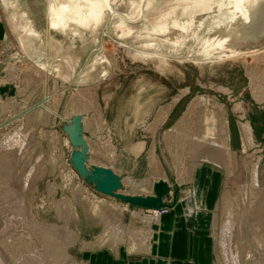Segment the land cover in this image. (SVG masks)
Here are the masks:
<instances>
[{
    "label": "rangeland",
    "instance_id": "rangeland-1",
    "mask_svg": "<svg viewBox=\"0 0 264 264\" xmlns=\"http://www.w3.org/2000/svg\"><path fill=\"white\" fill-rule=\"evenodd\" d=\"M15 1L13 8L0 0V264H86L92 248L147 246L146 231L159 217L144 219L139 208L93 192L68 167L61 127L74 117L82 120L73 114L83 106L91 159L118 171L125 180L121 193L148 195L157 180L169 183L171 191H190L195 170L212 167L222 175L214 225L218 263H229L220 245L229 218L235 264H264V101L254 91L264 88V34L237 25L242 53L216 60L207 29L214 13H196L195 24L201 21L203 30H179L172 38L144 31L185 22L176 5L183 0H149L135 22L140 0H106L116 12L106 17L88 11L93 0H73L83 19L69 26L75 10L52 0L56 10L48 8L49 25L57 19L67 27L51 28L49 35L48 0ZM22 3L31 11L28 18ZM99 19L94 28H84ZM29 20L38 27L37 37ZM120 21L132 30L127 37H120ZM36 63L47 65L48 75ZM12 69L16 74L9 80ZM72 78L78 79L76 87ZM91 84L93 94L84 93ZM63 88L59 97L35 105ZM81 96L89 104L82 106ZM170 106L160 119L159 111Z\"/></svg>",
    "mask_w": 264,
    "mask_h": 264
},
{
    "label": "crops",
    "instance_id": "crops-1",
    "mask_svg": "<svg viewBox=\"0 0 264 264\" xmlns=\"http://www.w3.org/2000/svg\"><path fill=\"white\" fill-rule=\"evenodd\" d=\"M6 38L8 42V37ZM11 46L13 47V44H11ZM11 46L8 43L6 44L7 49H9ZM0 49L3 50V44L1 42ZM16 55H18L17 52ZM34 55L37 56L40 54L37 53ZM53 61L54 63L56 62L55 60ZM54 63L53 65L57 67V65ZM54 72L57 73V71ZM15 74L16 71L12 69L11 74H9L11 75L9 80H12ZM70 83L71 85L74 84L76 87L79 82H77V80H73L72 78ZM94 89V84H91L85 85L82 91L84 93L89 92L93 94ZM60 90V92L53 91L52 95L48 94L47 96L49 100L47 101L45 100L47 96L44 95L41 99L37 100L38 103L35 105H41L42 103H47L51 99L59 97L57 94H60L62 90L65 89L63 88ZM76 91L77 90L75 89V92ZM9 92L13 93V88H9ZM88 99L90 101V98L81 96L80 100L82 106L89 104ZM20 101L21 103L26 104L28 99L24 97L21 98ZM75 111L77 114L74 113L73 115L82 116V120L84 118L83 121L80 120V123L82 132L84 134L83 138H85L87 146L89 147L87 153V157L89 159L88 165L109 169L108 166L92 161L91 159V141L88 137L89 129L86 127V115H88V108L83 106L82 110L80 109L79 111ZM72 122L73 118L71 119L70 123L65 122L61 127L65 135L66 133L64 131V127L68 124H71ZM70 147L71 146L67 145L65 140H63L62 148H65V150L68 149L67 151L71 153L72 147ZM138 154H141V150ZM113 172L119 176L117 171L113 170ZM193 174L194 177L192 178L189 187L190 191H183L180 188L174 191L170 190L168 196L163 198V202L167 205V211L166 213H163L161 216H159V218L149 227L150 230L146 231L149 233L147 246L140 247L134 251L120 245L115 249L104 247L100 249L92 248L86 254V264H219L217 261L216 244L214 238V225L218 204L216 201L219 200L217 198L216 192L219 188L222 175L219 171L212 169V167L199 168L195 170ZM121 181L123 182L122 179ZM122 182L121 185H123ZM82 183L85 182L83 181ZM167 184L169 185V183ZM85 185H87L92 191L96 192L90 185L86 183ZM151 194L152 193L148 195ZM131 195L146 196L139 194ZM129 209H131L130 212L133 211L132 208ZM127 211L128 210L126 208L122 210V212ZM138 213L144 219L149 217L150 214L147 210L140 208Z\"/></svg>",
    "mask_w": 264,
    "mask_h": 264
},
{
    "label": "bare ground",
    "instance_id": "bare-ground-1",
    "mask_svg": "<svg viewBox=\"0 0 264 264\" xmlns=\"http://www.w3.org/2000/svg\"><path fill=\"white\" fill-rule=\"evenodd\" d=\"M63 3L67 6L68 10L73 11L75 10V12L77 11V9L79 8V5L77 3V1H73V0H62ZM88 0H83L81 1L83 4H85ZM149 0H140L141 4H139L136 9V15L135 18H132V20H130L129 18L128 21H138L141 20L142 17V12L144 8H147V2ZM184 2L180 4L179 2H176V5L178 8H181V16L185 17V22H178V21H173L171 24H166L163 28H153V29H147L144 28V31H146V33H148L147 35H150L151 37H162L165 36L166 34H170L171 37H175L176 32L179 34V30H181V32H185V30H188V28L190 30H194V28H200L201 30H203V23L201 21L197 22V25L195 24V19L194 16L196 13H202V14H207V13H214L216 14L215 17H213V21L212 23H210V27L207 28L208 32L211 33L210 36V40H211V44H212V48H213V53L216 55V60H222V59H228V58H232V57H236L238 56L240 53H242V50L236 47V40L238 41V39L235 37V28L237 27V25H249L251 27V30L254 34H264V0H183ZM2 2L6 5L12 6L14 8V5H16V1L15 0H2ZM90 2V1H89ZM188 2V3H187ZM92 4H90L91 6L88 8V11L90 12L92 11H99L100 13H105V17L110 15L113 16L114 12L112 10V6L108 4V6H106L105 3L106 0H93V2H91ZM151 3V1H150ZM82 4V5H83ZM49 6H52L54 8V10H56L54 3L52 0H48L47 3V7H46V35H49V31L51 28H56L57 26L61 25L62 28L60 29V31L63 30V28L67 27L66 23L64 22V24L62 25L61 22H59V20L57 19H52L53 24L49 25V17H48V8ZM84 6V5H83ZM148 6V5H147ZM150 6V4H149ZM21 8H22V13L25 14V16L28 18L31 15V11L29 9V7L26 4H21ZM85 8V7H84ZM113 11V12H112ZM136 11V10H135ZM58 12V11H57ZM70 14V13H69ZM72 14V13H71ZM59 15L55 14V17ZM79 15L76 12V15H74L72 17H70L68 26L70 23L75 24L78 22V20L83 19V17H78ZM104 17V18H105ZM72 18V19H71ZM103 19H99L97 20V22L90 24L86 23L85 24V29L86 28H94V25L100 24L102 22ZM76 21V22H75ZM29 22L31 23V29L30 32L31 34H33V36L37 37V34H39L38 31V27L36 26V23L34 21L29 20ZM107 22V21H106ZM105 22V23H106ZM113 24V23H112ZM111 25V24H110ZM109 25V26H110ZM194 27V28H193ZM106 28V27H105ZM117 29L120 31V37H127L128 35H130L131 33V28H129L127 25H125L122 21H120L117 25ZM27 33L29 31H26ZM61 33V32H60ZM104 33V32H103ZM77 32L73 31L71 33V36H76ZM75 38V37H74ZM101 38V37H100ZM102 39V38H101ZM166 39V38H165ZM104 43V42H103ZM102 45V44H101ZM100 46V44H99ZM147 48L152 49L151 45L149 46H145ZM104 48V47H102ZM100 50V49H99ZM246 52V51H245ZM250 52V51H247ZM96 53V52H95ZM93 55V54H92ZM92 57V56H91ZM100 58V57H99ZM113 58V57H112ZM88 59V58H87ZM93 59V58H92ZM103 59V57H102ZM257 60V59H256ZM263 60V59H262ZM98 61V60H97ZM101 62V61H100ZM113 62V61H112ZM87 63V62H86ZM89 63V62H88ZM93 63V62H92ZM98 63V62H97ZM38 67L42 68L45 70L46 75H48V73L50 72L49 68L47 65H40L38 63H36ZM86 65V64H85ZM113 65V64H111ZM87 66V65H86ZM98 66V65H97ZM115 66V65H114ZM107 67V66H106ZM14 68V67H13ZM8 69V68H7ZM85 70V69H83ZM98 70V69H97ZM88 72V71H87ZM76 73V72H75ZM86 73V72H85ZM84 75V74H83ZM71 76V75H70ZM82 75H80L81 77ZM104 76V74L102 75ZM256 77V76H255ZM262 77V76H261ZM79 78V77H78ZM82 78V77H81ZM97 79V78H96ZM78 81V79H76ZM75 80V81H76ZM263 80V79H262ZM251 81V80H250ZM256 81H257V77H256ZM71 82V81H70ZM74 82V81H73ZM97 82V81H96ZM95 82V83H96ZM252 82V81H251ZM257 81V85H258ZM255 83V84H256ZM97 84V83H96ZM254 84V83H253ZM254 84V85H255ZM74 85V84H72ZM253 85V86H254ZM256 86V85H255ZM259 86V85H258ZM263 86V84H262ZM261 86V87H262ZM67 87V86H66ZM72 87V86H71ZM70 88V87H68ZM252 89V88H251ZM256 90H254L256 93L255 97L256 100L259 99V97H261V101H264V88H257L255 87ZM69 90V89H68ZM61 91V90H60ZM59 91V92H60ZM201 102H203V100H200ZM174 105V103L172 104ZM78 109V108H77ZM171 109V106L168 107L167 109H162L159 111L158 117H160V119H163L165 116L168 115L169 111ZM28 113V112H27ZM77 114V113H76ZM83 114V113H82ZM72 116V115H71ZM82 117V116H81ZM159 119V120H160ZM84 120V118H83ZM82 120V121H83ZM164 120V119H163ZM162 121V120H161ZM154 122V121H153ZM156 122V121H155ZM159 122V121H158ZM158 124V123H157ZM160 124V123H159ZM83 125V124H82ZM85 126V125H84ZM153 130V129H152ZM103 131V130H102ZM155 132V130L153 131ZM18 135V134H17ZM84 135V134H83ZM246 136V135H245ZM24 138V137H23ZM197 138V137H196ZM247 138H248V143L250 142V135L249 133H247ZM28 139V138H27ZM85 139V138H84ZM24 140V139H23ZM86 141V140H85ZM89 141V140H88ZM66 144L70 146L68 140H66ZM110 142V141H109ZM20 143V142H19ZM23 143V142H22ZM26 143V142H25ZM87 143V142H86ZM196 143V142H195ZM224 143V142H223ZM12 144V143H11ZM17 144V143H16ZM111 144V143H110ZM20 146L22 147V144H20ZM19 147V144L18 146ZM226 147V146H225ZM71 148V147H70ZM89 148V147H88ZM227 148V147H226ZM112 149V148H111ZM224 149V148H223ZM21 150V149H20ZM89 150V149H88ZM110 150V149H109ZM72 151V150H71ZM21 153V152H20ZM22 154V153H21ZM114 154V153H113ZM115 156V155H114ZM114 158V157H113ZM89 160V159H88ZM92 164V163H91ZM94 164V163H93ZM106 165V164H105ZM90 166V165H89ZM109 167V166H108ZM103 168V167H101ZM246 168V167H245ZM110 170H114L113 168L109 167ZM117 170V169H116ZM76 173V172H75ZM118 173V171H117ZM27 174H30L27 173ZM121 175V174H120ZM124 175V174H123ZM122 175V176H123ZM28 176V175H27ZM122 178V177H121ZM70 179V178H69ZM125 179V178H124ZM127 179V178H126ZM125 181V180H123ZM122 182V181H121ZM166 182V181H164ZM25 183V182H24ZM123 183V182H122ZM126 183V182H125ZM129 184V183H128ZM153 184V183H152ZM127 186V185H126ZM152 186V185H151ZM126 188V187H125ZM152 190V187H151ZM124 193V192H123ZM137 196V195H136ZM147 196V195H146ZM96 205H95V209H96ZM108 210V209H106ZM110 211V210H108ZM229 219V218H228ZM226 220L224 222V227H223V235L220 239V245L222 248V252L223 255L225 257V260L228 261L230 264H235V258L231 252H230V248H229V244L228 241L229 239H227L228 234L230 232V225H229V220ZM231 224V223H230ZM121 231V230H120ZM119 231V232H120ZM137 231V229H136ZM135 233V232H133ZM142 233V232H141ZM138 234V233H137ZM230 235V234H229ZM148 239V238H147ZM133 243V242H132ZM144 243V242H143ZM228 263V264H229Z\"/></svg>",
    "mask_w": 264,
    "mask_h": 264
},
{
    "label": "water",
    "instance_id": "water-1",
    "mask_svg": "<svg viewBox=\"0 0 264 264\" xmlns=\"http://www.w3.org/2000/svg\"><path fill=\"white\" fill-rule=\"evenodd\" d=\"M1 54V49H0ZM67 140L72 147L69 162L73 170L98 194L119 200L134 208L144 210H159L166 208L163 198L170 193L169 185L158 180L152 185V194L148 196H133L121 193V179L112 170L88 165V146L83 138L79 117H74L73 122L64 127Z\"/></svg>",
    "mask_w": 264,
    "mask_h": 264
},
{
    "label": "built area",
    "instance_id": "built-area-1",
    "mask_svg": "<svg viewBox=\"0 0 264 264\" xmlns=\"http://www.w3.org/2000/svg\"><path fill=\"white\" fill-rule=\"evenodd\" d=\"M68 167L70 168V171L73 175V177L75 178V181H81L82 179L78 176L77 173H75V171L73 170V168L70 165V162L68 160ZM72 178V176H70V179ZM82 182V181H81ZM94 192V191H93ZM96 193V192H95ZM92 195V194H91ZM150 214L149 217L151 216L153 219H157L159 216H161L163 213H166V208H162L159 210H147Z\"/></svg>",
    "mask_w": 264,
    "mask_h": 264
},
{
    "label": "flooded vegetation",
    "instance_id": "flooded-vegetation-1",
    "mask_svg": "<svg viewBox=\"0 0 264 264\" xmlns=\"http://www.w3.org/2000/svg\"><path fill=\"white\" fill-rule=\"evenodd\" d=\"M201 104L205 105L204 100H203V102H201ZM243 129H244V132H245V135H246V139H247V141H248L247 133H249V135H250V128H249V126H247V125L245 124V125H243Z\"/></svg>",
    "mask_w": 264,
    "mask_h": 264
}]
</instances>
